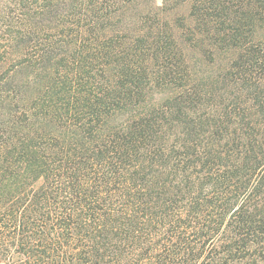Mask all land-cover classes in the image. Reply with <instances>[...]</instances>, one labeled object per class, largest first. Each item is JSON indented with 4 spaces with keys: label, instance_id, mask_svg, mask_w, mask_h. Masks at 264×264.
<instances>
[{
    "label": "trees",
    "instance_id": "16d2710c",
    "mask_svg": "<svg viewBox=\"0 0 264 264\" xmlns=\"http://www.w3.org/2000/svg\"><path fill=\"white\" fill-rule=\"evenodd\" d=\"M0 264H264V0H0Z\"/></svg>",
    "mask_w": 264,
    "mask_h": 264
}]
</instances>
